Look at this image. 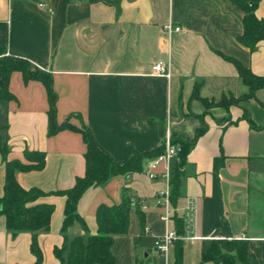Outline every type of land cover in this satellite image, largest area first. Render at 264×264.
<instances>
[{"label":"crops","instance_id":"crops-1","mask_svg":"<svg viewBox=\"0 0 264 264\" xmlns=\"http://www.w3.org/2000/svg\"><path fill=\"white\" fill-rule=\"evenodd\" d=\"M116 1L117 13L111 5L88 0H0L3 55L50 76L56 123L74 129L47 138L43 86L23 83L12 73L13 100L0 104V148L7 147V161L23 162L25 151L44 154L42 169L16 173V183L45 193L70 189L84 172L81 128L117 163L162 145L166 134L192 141L201 130L180 169L174 207L168 181L145 176L151 158L142 161L139 173L113 176L85 190L76 213L88 235H95L96 208L117 205L121 190H129L143 224L132 208L126 233L112 238L114 264H173L177 249L180 264H212L200 262L201 244L208 240L243 241L248 264H264V89L243 99L247 88L230 62L264 77V40L252 53L239 45L242 13L229 0ZM254 15L264 22V0H257ZM166 24L180 31L163 44ZM155 61L168 64L169 79L151 76ZM222 98L240 101L227 108L210 105ZM243 112L259 129L249 127ZM177 162V157L169 161V172ZM163 172L159 164L155 174ZM3 176L0 158V197ZM37 202L53 207L48 231L36 236L40 264H58L52 249L62 242L64 199ZM165 212L168 223L160 219ZM172 216L182 219L183 236L159 256L153 242L174 232ZM67 235L84 238L77 224ZM29 242L28 233L11 238L0 217V264H33Z\"/></svg>","mask_w":264,"mask_h":264},{"label":"trees","instance_id":"trees-1","mask_svg":"<svg viewBox=\"0 0 264 264\" xmlns=\"http://www.w3.org/2000/svg\"><path fill=\"white\" fill-rule=\"evenodd\" d=\"M90 3H103L111 5L118 12L116 0H88ZM242 13L241 27L242 33L236 41L250 53L255 50L258 42L264 40V22L254 15L257 0H229ZM243 85L247 88V94L243 99L251 98L256 90L264 89V77L252 75L249 70L243 68L238 63L230 61ZM17 72L21 75L23 83L28 81L39 82L44 90L47 101V138L54 136L58 132L71 128L67 123L57 124L55 120V101L51 89V78L48 74L32 69L29 64L21 59L4 56L0 49V104L13 100L8 90L9 77ZM195 89L193 97H196ZM239 99L222 98L217 104L227 108L235 105ZM250 128H255L249 121L245 112L242 114ZM202 131L195 133L194 140ZM81 136L85 151L83 154L84 172L83 176L76 178L70 189L55 192H42L36 188L24 190L15 181L16 173H27L40 171L44 163L43 152H24L23 162L18 160H6L8 149L5 145L0 148V158L3 163V184L2 195L0 197V217L4 219V226L10 237L13 238L19 233H28L30 236L29 253L34 258L33 264H40L41 253L36 243L38 233L48 231L49 219L53 210L52 205L37 202L39 199L55 196L64 199L62 209V220L59 228L61 237L60 247L52 249V255L58 264H114V260L109 253L114 236L124 235L127 231L128 215L133 210L138 215L139 223L143 224V215L136 206V201L132 198L129 190H121L120 202L117 205H99L94 213L96 224L95 235H88L86 227L81 218L76 213V204L85 190L90 187H97L103 184L108 178L113 176H125L141 171V163L145 159H151L163 154V144L147 152H142L128 157L126 160L117 163L103 152L93 140L89 130L81 128L78 130ZM174 141L179 144L177 154L178 162L170 171L168 180V202L174 207L178 199L179 179L182 176L181 167L184 158L190 149L193 141ZM175 236H183L184 223L181 218L172 216L170 218ZM74 224H77L84 234V238L74 237L69 239L67 231ZM248 264L246 243L238 240H208L201 244L200 262H210L212 264H234L235 262ZM173 264H180V251L177 249L174 255Z\"/></svg>","mask_w":264,"mask_h":264},{"label":"built area","instance_id":"built-area-1","mask_svg":"<svg viewBox=\"0 0 264 264\" xmlns=\"http://www.w3.org/2000/svg\"><path fill=\"white\" fill-rule=\"evenodd\" d=\"M39 8H42V6L39 5ZM46 11L50 12L49 10ZM179 31H180L179 28L172 27L170 24H166L162 26L161 42L163 44L168 43L171 35L174 33H178ZM149 69L151 76L162 77L165 79H169L170 77L169 66L167 63H163L161 61H155L150 65ZM178 152H179L178 145L176 143L172 144L169 135L166 134L163 141V154L154 157L149 161V165L145 173V176L150 180L158 176L168 181V176L170 174L168 169V163L171 159L176 158ZM159 164H163L164 172L161 173L160 175H157L155 174V169ZM164 203L166 204L167 202L165 201ZM160 219L165 223H168L169 215L165 212ZM175 239L176 236L172 230L165 231L164 234L155 238L153 242V250L157 255L164 256L168 252L169 248L171 247Z\"/></svg>","mask_w":264,"mask_h":264},{"label":"rangeland","instance_id":"rangeland-1","mask_svg":"<svg viewBox=\"0 0 264 264\" xmlns=\"http://www.w3.org/2000/svg\"><path fill=\"white\" fill-rule=\"evenodd\" d=\"M177 145H178V147H179V144L178 143H176ZM180 148V147H179Z\"/></svg>","mask_w":264,"mask_h":264}]
</instances>
